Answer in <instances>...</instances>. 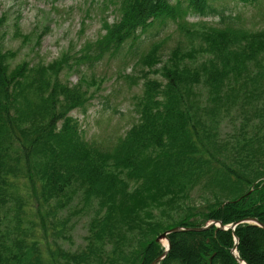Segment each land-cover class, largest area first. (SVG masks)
Returning a JSON list of instances; mask_svg holds the SVG:
<instances>
[{"label":"trees","instance_id":"trees-1","mask_svg":"<svg viewBox=\"0 0 264 264\" xmlns=\"http://www.w3.org/2000/svg\"><path fill=\"white\" fill-rule=\"evenodd\" d=\"M118 11L96 42L48 64L11 68L0 40V264H151L166 249L157 237L173 227L264 223V27L245 28L224 14L219 26L186 20L218 13L211 0H120ZM168 20L187 42L164 62L160 42L138 58L140 75L126 77L144 80L137 120L112 142L87 139L72 112L92 95L82 81L63 80V69L71 59L92 68L126 48L135 53L142 34ZM233 110L239 123L222 135ZM195 192L204 204L181 205ZM33 203L39 224L28 214ZM91 208L84 246L45 256L36 226L70 238V216ZM168 237L158 264H241L236 244L247 264H264V228L252 223Z\"/></svg>","mask_w":264,"mask_h":264},{"label":"rangeland","instance_id":"rangeland-1","mask_svg":"<svg viewBox=\"0 0 264 264\" xmlns=\"http://www.w3.org/2000/svg\"><path fill=\"white\" fill-rule=\"evenodd\" d=\"M119 1L0 0V40L3 51L7 52V62L14 68L25 62L33 65L43 61L48 64L61 59L66 53L73 57L80 54L84 46L105 35L106 23L111 24L119 19ZM211 3L218 13L209 16L190 13L186 20L198 26H219L221 14H224L234 16L236 23L245 28L259 30L264 27V0L257 4H244L239 0H211ZM141 37L143 42L135 53L127 52L126 48L122 55H106L92 68L85 64L75 66L74 59H71L69 65H73L72 69H69V65L63 69V80L74 85L82 81L86 87L84 88L92 95L83 109L72 112V116L79 120L87 139L112 142L137 120L134 102L142 92L144 80L139 77L138 83L130 84L127 76L133 73L140 75L138 58L153 43H162L164 62L178 42H187L171 20L154 24ZM161 66L159 64L156 68ZM150 77L159 78L160 75L151 73ZM238 108L241 111V107ZM239 120L237 111L233 110L222 122V135H227ZM21 182L23 184L25 181ZM23 189L30 195L33 193L30 185L23 186ZM206 199L195 192L192 200L181 205H202ZM76 203L77 199L74 204ZM176 205H173L175 209H171L173 214L180 211ZM72 211L73 207L61 210L58 217L66 219ZM33 212H36L35 203L28 208V214L39 224L40 218ZM167 212L170 209H166ZM93 213L91 208L70 216L67 225V235L70 238H55L51 232L45 234L40 226H36V231L42 237L39 238L42 239L41 246L45 256L57 246L71 251L83 247ZM155 214L159 216L160 210H156Z\"/></svg>","mask_w":264,"mask_h":264},{"label":"water","instance_id":"water-1","mask_svg":"<svg viewBox=\"0 0 264 264\" xmlns=\"http://www.w3.org/2000/svg\"><path fill=\"white\" fill-rule=\"evenodd\" d=\"M243 222H246V223H252V224H255V225H259L261 227L264 228V223L258 221L256 218H247V219H244V220H241V221H238V222H235V223H232V224H229V225H223L221 222H210L208 223L206 226H200V227H187V228H184V227H173L167 231H164L163 233H161L158 237H157V240L158 241H163V240H166L167 241V245H166V249L165 251L159 256L157 257L151 264H158L162 259L165 258V256L167 255L170 247H171V242H170V239L168 237V235L170 233H174V232H180V231H202L206 228H208L211 224L213 223H216L218 224V226L222 229H225V230H228V229H232V230H235V227L239 224V223H243ZM236 242H238V239L236 238ZM233 254L234 256L237 258V260L241 263V264H247L243 259H241L237 253V244L234 246L233 248Z\"/></svg>","mask_w":264,"mask_h":264},{"label":"bare ground","instance_id":"bare-ground-1","mask_svg":"<svg viewBox=\"0 0 264 264\" xmlns=\"http://www.w3.org/2000/svg\"><path fill=\"white\" fill-rule=\"evenodd\" d=\"M164 243H165V244H167V241H166V240H164Z\"/></svg>","mask_w":264,"mask_h":264}]
</instances>
